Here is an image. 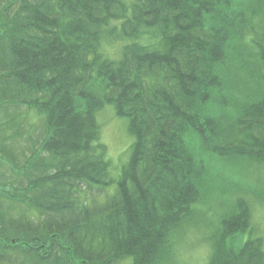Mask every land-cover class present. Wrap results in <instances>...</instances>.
Segmentation results:
<instances>
[{
	"label": "trees",
	"instance_id": "obj_1",
	"mask_svg": "<svg viewBox=\"0 0 264 264\" xmlns=\"http://www.w3.org/2000/svg\"><path fill=\"white\" fill-rule=\"evenodd\" d=\"M0 9V106L32 119L26 136L20 114L5 123L27 142L0 146L16 176L0 189V264H175L177 240L204 227V159L264 165V0ZM106 104L133 138L116 176L96 118ZM235 199L212 207L208 264H264Z\"/></svg>",
	"mask_w": 264,
	"mask_h": 264
},
{
	"label": "rangeland",
	"instance_id": "obj_2",
	"mask_svg": "<svg viewBox=\"0 0 264 264\" xmlns=\"http://www.w3.org/2000/svg\"><path fill=\"white\" fill-rule=\"evenodd\" d=\"M0 17L2 16L0 15ZM115 46H117V42L113 44L109 42L106 46L110 54L116 49ZM7 109L8 112L3 113L4 110L0 106V146L3 145L6 152L16 151L20 153V149L26 147L27 141L23 137H17L14 131L18 126L17 124H21L26 136L30 133L27 130L30 128L32 119L30 115L24 114L22 108H16L14 111L8 106ZM17 114H20L16 118L17 124L13 127H7L5 125L6 120L10 119V116L16 117ZM96 118L100 124V141L106 146V155L111 162V173L116 176L128 158L129 147L133 138L128 132L126 118L116 116L112 105L106 104L100 108ZM34 123L36 124V121ZM35 124L33 127L36 132ZM3 135L4 137H2ZM236 158L237 156L234 155L232 157L226 156L225 160H221L217 156H211L206 161L204 159V171L211 177V186L206 193V205H202V209L196 212V216L200 218L198 219L201 222L200 225H204V227L187 230L177 240L173 246L175 254L173 263L208 264L211 247L206 241L208 235L206 226L211 224L212 219L216 223V213L211 211L212 207L219 209L220 204L218 205V202L230 204L229 202L236 201V195L245 199L246 204L242 205L248 210V212L246 211L249 218L247 219V226L251 230L250 234L264 238V201L258 200V198H264V165H245L243 158ZM10 166L7 158L0 155V189L8 188L10 185L7 184L10 179L16 177L15 171ZM240 237L242 238V235Z\"/></svg>",
	"mask_w": 264,
	"mask_h": 264
},
{
	"label": "bare ground",
	"instance_id": "obj_3",
	"mask_svg": "<svg viewBox=\"0 0 264 264\" xmlns=\"http://www.w3.org/2000/svg\"><path fill=\"white\" fill-rule=\"evenodd\" d=\"M129 155H130V147H129V154H128V158H129ZM128 158H127V160H128ZM127 160H126V161H127Z\"/></svg>",
	"mask_w": 264,
	"mask_h": 264
}]
</instances>
